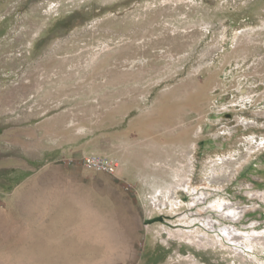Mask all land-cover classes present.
<instances>
[{"label":"rangeland","instance_id":"1","mask_svg":"<svg viewBox=\"0 0 264 264\" xmlns=\"http://www.w3.org/2000/svg\"><path fill=\"white\" fill-rule=\"evenodd\" d=\"M0 264H264V0H0Z\"/></svg>","mask_w":264,"mask_h":264},{"label":"built area","instance_id":"2","mask_svg":"<svg viewBox=\"0 0 264 264\" xmlns=\"http://www.w3.org/2000/svg\"><path fill=\"white\" fill-rule=\"evenodd\" d=\"M86 164L96 170L113 173L118 167L113 161L99 159V158H87Z\"/></svg>","mask_w":264,"mask_h":264}]
</instances>
